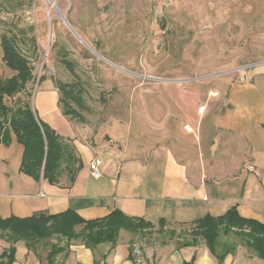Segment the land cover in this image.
I'll return each mask as SVG.
<instances>
[{
    "label": "rangeland",
    "instance_id": "1",
    "mask_svg": "<svg viewBox=\"0 0 264 264\" xmlns=\"http://www.w3.org/2000/svg\"><path fill=\"white\" fill-rule=\"evenodd\" d=\"M3 36L15 38L34 69L26 92L8 99L9 105L29 103L35 110L45 81L55 89L56 83L75 85L85 109L70 104L83 122L69 118L94 134L102 128L111 131L119 146L128 140V155L144 161L163 135L166 145L179 141L198 152L195 141H182L187 112L183 103L174 102L175 96H190L192 108L204 109L197 117L204 130L219 105L210 92L229 78L245 81L246 72L264 66V0H0V78L8 79L15 74L4 63ZM255 78L264 87V76ZM175 113L178 117L164 116ZM203 138L199 133V143ZM13 144L0 149V203L17 207L34 191L41 193V187L26 181L38 183L21 172L24 148ZM104 180L105 174L97 180L90 170L84 178L92 186ZM195 226L127 232L139 247L134 256L142 264L143 240L176 237L181 245L193 243ZM219 241L242 244L236 235L221 234ZM16 247L21 258L25 243ZM7 248L0 241V254ZM241 250L242 257L251 253ZM49 252V246L38 245L33 264H48ZM21 264L32 263L25 257ZM245 264L264 261L254 256Z\"/></svg>",
    "mask_w": 264,
    "mask_h": 264
},
{
    "label": "crops",
    "instance_id": "2",
    "mask_svg": "<svg viewBox=\"0 0 264 264\" xmlns=\"http://www.w3.org/2000/svg\"><path fill=\"white\" fill-rule=\"evenodd\" d=\"M263 76L264 66H261L254 73L246 72L245 81L233 83L229 78L228 84L220 82L221 86L210 92L219 105L213 110L212 124L204 130L197 119L204 109L198 112L199 107L192 108L195 105L190 96L184 97L182 93L179 98L175 96L174 102L183 103L187 112L182 141L189 144L195 141L198 152H191V147L187 149V144L179 141L175 142L178 145H166L162 143L165 136L163 139L158 134L156 137L161 139L149 148L144 161L129 156L128 140L124 146L117 145L111 131L102 128L94 134L84 125L77 126L63 114L57 86L55 89L51 81H45L44 89L37 93L35 111L53 130L63 133L61 137L72 146L81 169L73 183L66 163L56 185L26 179L33 186L40 185L41 193L37 190V195L34 191L32 197H22L17 207L2 201L0 217L27 218L41 212L57 215L74 210L86 220H95L120 210L129 217L152 223L154 228H169L194 225L195 220L208 214L219 217L235 207L242 217L264 224V87L255 78ZM179 114L164 116L178 117ZM153 116H149L150 120ZM180 118L181 123L182 115ZM199 133L204 135L200 143ZM95 159L101 160L100 169L106 180L92 186L84 178ZM250 168L258 174L250 172ZM132 238L131 233L121 231L116 246L101 245L95 251L74 241L54 264H97V261L99 264H139L131 256L135 244ZM181 241L176 237L143 240L142 264H217L203 242L187 247ZM241 248L238 245L225 264H245L254 258L250 254L242 257ZM25 257L32 264L37 260L34 251L27 247L20 258L17 248L15 264H21Z\"/></svg>",
    "mask_w": 264,
    "mask_h": 264
},
{
    "label": "trees",
    "instance_id": "3",
    "mask_svg": "<svg viewBox=\"0 0 264 264\" xmlns=\"http://www.w3.org/2000/svg\"><path fill=\"white\" fill-rule=\"evenodd\" d=\"M1 46L4 63L15 75L8 79L0 78V146H10L14 139L22 145L24 153L21 172L36 182L58 184L63 173V164L66 163L70 182L73 183L76 173L81 169V162L72 146L65 143L56 131L42 122L29 103L17 106L7 103L8 99L26 92L34 79V69L19 51L15 38L3 36ZM56 86L61 94L63 114L82 121L81 116L70 104L74 103L80 109H85L81 94L75 90L77 86L58 83ZM194 225H196L193 231L194 242L186 243L184 246H197L198 240H204L217 264H225L227 257L234 254L238 247L237 243L222 244L219 241L221 234L240 237L241 247L250 251V255L264 261V224L242 217L235 207L219 217L208 214L195 220ZM142 228H153V224L143 219L129 217L120 210L95 220H86L74 210L57 215L41 212L27 218L0 217V241L9 244V247L0 254V264L16 263V244L19 242H24L27 249L34 251L35 254L38 245L49 246L48 264H54L58 256L67 252L74 241H79L88 249L95 251L101 245L116 246L121 231L135 233ZM131 256L135 258L133 247Z\"/></svg>",
    "mask_w": 264,
    "mask_h": 264
},
{
    "label": "built area",
    "instance_id": "4",
    "mask_svg": "<svg viewBox=\"0 0 264 264\" xmlns=\"http://www.w3.org/2000/svg\"><path fill=\"white\" fill-rule=\"evenodd\" d=\"M101 165H102L101 160L95 159L91 163V166H90L92 177L97 179V180L102 178V172L100 169ZM249 170H250V172L258 174L257 170H255L254 168H250ZM133 246H134L133 247L134 248V255H139L140 254L139 247L137 245H133ZM135 260H136V262L139 263L138 259H135Z\"/></svg>",
    "mask_w": 264,
    "mask_h": 264
},
{
    "label": "water",
    "instance_id": "5",
    "mask_svg": "<svg viewBox=\"0 0 264 264\" xmlns=\"http://www.w3.org/2000/svg\"><path fill=\"white\" fill-rule=\"evenodd\" d=\"M61 16H62V18H64V20H66L65 17H64L63 15H61ZM66 22H67V21H66ZM67 24H69V23L67 22ZM69 26H70V25H69Z\"/></svg>",
    "mask_w": 264,
    "mask_h": 264
}]
</instances>
